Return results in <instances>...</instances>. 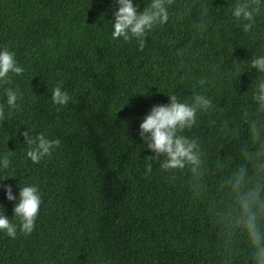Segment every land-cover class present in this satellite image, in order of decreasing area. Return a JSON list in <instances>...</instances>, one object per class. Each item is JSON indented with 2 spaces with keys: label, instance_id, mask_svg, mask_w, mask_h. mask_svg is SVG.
I'll return each instance as SVG.
<instances>
[{
  "label": "trees",
  "instance_id": "trees-1",
  "mask_svg": "<svg viewBox=\"0 0 264 264\" xmlns=\"http://www.w3.org/2000/svg\"><path fill=\"white\" fill-rule=\"evenodd\" d=\"M134 2L139 12L148 0ZM235 3L172 0L168 22L140 50L111 38L113 0H0V48L24 69L0 85V158L10 161L0 183L14 196L34 185L41 196L30 235L0 234V264H222L226 255L246 264L244 235L226 232L220 218L230 203L221 181L240 163L256 118L261 77L250 64L264 54V0L250 31L231 17ZM57 86L70 96L66 106L51 100ZM9 89L22 94L15 109L6 104ZM170 91L213 101L192 129L204 153L199 181L162 169L139 135ZM25 131L60 144L33 164ZM0 206L18 223L2 190Z\"/></svg>",
  "mask_w": 264,
  "mask_h": 264
},
{
  "label": "clouds",
  "instance_id": "clouds-1",
  "mask_svg": "<svg viewBox=\"0 0 264 264\" xmlns=\"http://www.w3.org/2000/svg\"><path fill=\"white\" fill-rule=\"evenodd\" d=\"M172 0H148L143 11L138 12L139 5L134 0H113L117 10L114 22L110 26L112 39L134 40L143 50L145 39L151 31L166 24L170 18L169 6ZM252 0H237L230 9L233 20L241 22L244 31H250L261 14L259 6ZM251 68L257 70L260 79L255 83L252 100L256 105V118L249 121V141H243L238 148L240 163L221 181L230 199L229 206L220 214L225 231L242 233L248 244L246 264H264V54L253 57ZM24 69L18 64L15 53L0 48V85L10 82V74L21 75ZM201 86L207 79L199 81ZM169 103L153 106L143 117L139 125V135L144 146L155 153L149 159L161 161L160 167L166 171L187 170L197 177H202L204 170V153L199 141L192 135L197 125L198 116L213 109L212 99L198 92L188 100L178 98L170 91ZM22 98L19 90H6V104L15 109ZM51 100L55 105L66 106L70 101L69 94L57 86L52 90ZM4 109L0 106V118ZM225 129L227 125H224ZM24 144L29 150L26 155L33 164L49 156L59 140H50L43 134L30 136L28 131L21 133ZM10 161L7 156L0 158V168L7 169ZM151 170V165H149ZM9 178L4 176L0 181ZM202 188L203 185H198ZM0 190L8 201H15L14 217L18 223L4 214L0 206V234L15 239L18 231L30 235L34 228L41 205V196L34 185L20 187L14 196L12 187L0 183ZM222 264H234L229 256H224Z\"/></svg>",
  "mask_w": 264,
  "mask_h": 264
}]
</instances>
